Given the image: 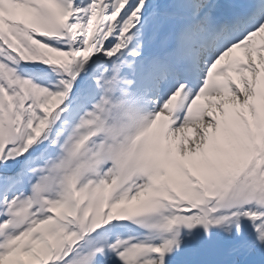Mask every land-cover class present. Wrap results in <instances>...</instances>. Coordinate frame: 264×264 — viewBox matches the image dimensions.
I'll return each instance as SVG.
<instances>
[{
	"label": "snow or ice",
	"instance_id": "obj_1",
	"mask_svg": "<svg viewBox=\"0 0 264 264\" xmlns=\"http://www.w3.org/2000/svg\"><path fill=\"white\" fill-rule=\"evenodd\" d=\"M0 264H264V0H0Z\"/></svg>",
	"mask_w": 264,
	"mask_h": 264
}]
</instances>
